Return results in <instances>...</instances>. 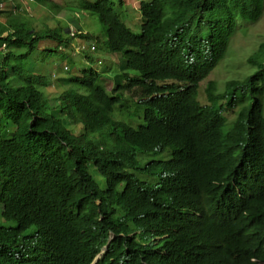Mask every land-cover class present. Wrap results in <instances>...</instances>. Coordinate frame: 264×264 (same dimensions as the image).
<instances>
[{
  "label": "trees",
  "instance_id": "obj_1",
  "mask_svg": "<svg viewBox=\"0 0 264 264\" xmlns=\"http://www.w3.org/2000/svg\"><path fill=\"white\" fill-rule=\"evenodd\" d=\"M22 2L60 11L0 8V217L14 223L0 224V264H264V39L252 72L222 90L206 79L198 98L264 0H139L137 30L126 0H78L103 39L76 54L118 52L126 70L107 90L94 68L58 66L54 100L43 58L74 36Z\"/></svg>",
  "mask_w": 264,
  "mask_h": 264
},
{
  "label": "rangeland",
  "instance_id": "obj_2",
  "mask_svg": "<svg viewBox=\"0 0 264 264\" xmlns=\"http://www.w3.org/2000/svg\"><path fill=\"white\" fill-rule=\"evenodd\" d=\"M20 0H0V8L5 7L6 4L10 3V6L13 5L14 2H18ZM78 0H59L60 4L65 5L63 11H60L58 15H55V13L48 8L47 6H33L30 3H21V8L19 10L20 13H22L23 17L25 18H35L38 20L43 26H47L49 28H53L56 26H64L66 22H68V16L72 19V22L74 26H79L85 31H89L90 33L95 34L98 37V43H101V40L103 39L102 35V27H100L97 19L95 16L90 15V13L83 12L79 9L77 5ZM93 1V0H91ZM139 0H126L127 5L126 6V12L124 13L125 16H128L125 20V24L130 27L132 30H137V25L139 24L140 20V14L139 10L137 8ZM38 5V4H37ZM9 6V7H10ZM51 12H50V11ZM264 39V10L262 13L261 18L254 22V23H244L243 28L238 29L233 37L231 38L229 42V47L226 52V57L224 56L217 66L214 68L213 71L210 72V74L201 82V85L198 89V98L201 103H204V87L206 85V79H212L216 82L218 90H222L224 87V84L229 79H237L244 77L248 73L252 72V67L246 63V55L250 51L255 50L257 47V44ZM48 43L50 46L54 45L53 42L46 40L42 42L39 46V49L42 48V45ZM79 43H85L87 42L85 40L79 41ZM63 50L71 51L70 47H64ZM15 53H18L19 50H14ZM116 53V52H115ZM37 54V51H33L30 56L31 60L28 63V65L33 64V60ZM73 53L74 56H63L60 49L54 54L55 57L53 58L54 61H49L41 68V74L50 75L51 80L50 84L46 87H44L42 90L45 93V95L50 99L54 100L53 98L58 95V93L61 91L59 82H56L57 78H61L66 76L68 73H64L61 71L59 73L60 68L58 69V66H68L70 70H73L74 68L77 69H83V68H96L98 72H101V78L104 80L103 82L109 81V78L112 77L113 73H111V70L106 71L108 68V57H111L114 61L116 59L115 54L110 53H103L100 51V53H93V59L88 61L83 57V55ZM113 54V55H111ZM51 59V58H49ZM100 60V62H98ZM118 60L120 61V65H124V59L122 56L118 55ZM74 63V65H73ZM57 65V66H55ZM118 73H120V68L118 65H116V68L114 69ZM114 83V82H113ZM112 84V83H111ZM106 88L110 90L111 86L108 84H105ZM63 88V87H62ZM127 105L130 103L128 98L124 97ZM131 110V107L128 106V111ZM130 118V117H129ZM131 124L133 126H137L141 123H143L142 116L140 115L137 119L132 120L130 118ZM79 127L73 128V130L76 132L78 131ZM0 224L2 225H13V222L5 221L2 217H0Z\"/></svg>",
  "mask_w": 264,
  "mask_h": 264
},
{
  "label": "clouds",
  "instance_id": "obj_3",
  "mask_svg": "<svg viewBox=\"0 0 264 264\" xmlns=\"http://www.w3.org/2000/svg\"><path fill=\"white\" fill-rule=\"evenodd\" d=\"M26 1V0H25ZM51 1H53V2H55V3H58L59 5H60V11L62 10L63 11V9H64V6L65 5H63V4H60L59 3V0H57V1H55V0H51ZM39 5H41V4H39L38 3V6ZM42 6H45V5H42ZM49 8V7H48ZM51 9V8H50ZM53 12H54V10L53 9H51ZM81 10V9H80ZM59 11V12H60ZM82 11V10H81ZM58 12V13H59ZM55 13V12H54ZM58 13L57 14H55V15H58ZM262 16V15H261ZM261 18V17H260ZM259 18V19H260ZM68 22H66L65 23V25L64 26H56V27H53V28H57V29H59V30H62V32H63V36H74V41L71 43V45H70V47H71V49L76 53L79 49H84L88 44H93L94 46H98L97 44H98V37L95 35V34H93V33H90L89 31H85V30H83L82 28H80L79 26H74V24H73V22H72V19L68 16ZM63 29L65 30V31H63ZM85 33H88V34H93L94 36H96L97 37V39L96 38H94V40H90V41H88V40H86L87 38H80V37H78L77 36V34H85ZM81 40H85L86 42H87V44H85V43H79V41H81ZM50 41V40H49ZM52 42V41H51ZM53 46V45H52ZM51 46V47H52ZM63 46H60L59 47V49H60V51H63ZM67 51V50H66ZM107 54H109L110 55V53H107ZM36 57V56H35ZM45 61H43L42 63H44L43 65H45L47 62H49V60L47 61V56H45L44 58H43ZM30 60H31V56H30ZM98 62H100V60L98 61ZM29 63V62H28ZM28 63L25 65L26 66V68L27 69H32V67H33V64L32 65H28ZM55 66H57V65H55ZM63 67H67L66 65L65 66H63ZM41 68H42V66H41ZM108 90V89H107ZM111 90V89H110ZM123 97H125V96H123ZM140 116V115H139ZM138 116V117H139ZM134 128H137V127H135V126H133ZM261 264H263V263H261Z\"/></svg>",
  "mask_w": 264,
  "mask_h": 264
},
{
  "label": "bare ground",
  "instance_id": "obj_4",
  "mask_svg": "<svg viewBox=\"0 0 264 264\" xmlns=\"http://www.w3.org/2000/svg\"><path fill=\"white\" fill-rule=\"evenodd\" d=\"M126 6H128L127 5V2H126ZM127 17L128 16H125V18H124V22H125V20L127 19ZM130 28V27H129ZM96 47L93 45V44H88L83 50H89V49H91V50H93V49H95ZM113 54H115V56H116V59H115V61L111 58V57H108V59H107V61H108V65H107V69H106V71H109V70H111V73H113V74H116V73H118L117 71H115L114 69L116 68V65H118L119 66V68H120V72L122 71V70H126V64H125V59H124V65L123 66H121L120 65V61L118 60V55H120L118 52H116V53H113ZM113 54H111V55H113ZM110 56V55H109ZM94 70L97 72V73H99V75L101 76V72H98L97 71V69L96 68H94ZM108 82L109 81H107V82H104V84H108ZM132 125V124H131ZM133 126V125H132Z\"/></svg>",
  "mask_w": 264,
  "mask_h": 264
},
{
  "label": "crops",
  "instance_id": "obj_5",
  "mask_svg": "<svg viewBox=\"0 0 264 264\" xmlns=\"http://www.w3.org/2000/svg\"><path fill=\"white\" fill-rule=\"evenodd\" d=\"M55 1H57V0H55ZM62 11V10H61Z\"/></svg>",
  "mask_w": 264,
  "mask_h": 264
}]
</instances>
